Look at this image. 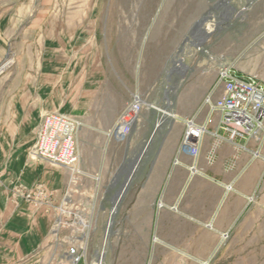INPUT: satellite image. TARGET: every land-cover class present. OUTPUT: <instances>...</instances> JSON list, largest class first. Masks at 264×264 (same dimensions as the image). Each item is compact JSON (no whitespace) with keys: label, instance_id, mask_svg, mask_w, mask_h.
<instances>
[{"label":"crops","instance_id":"crops-1","mask_svg":"<svg viewBox=\"0 0 264 264\" xmlns=\"http://www.w3.org/2000/svg\"><path fill=\"white\" fill-rule=\"evenodd\" d=\"M33 2L0 0V264H68V236L51 232L53 206L65 195L90 225L111 223L121 258L264 264V132L230 140L218 115L207 132H194L190 120L200 124L206 115L203 99L221 92L211 77L196 76L204 84L190 109L157 116L143 105L125 133L114 128L121 101L83 105L74 173L31 157L42 115L57 109L58 62H50L45 89L41 61L38 73L2 63L10 50L34 49ZM18 183L44 184L52 206L16 197Z\"/></svg>","mask_w":264,"mask_h":264},{"label":"rangeland","instance_id":"rangeland-1","mask_svg":"<svg viewBox=\"0 0 264 264\" xmlns=\"http://www.w3.org/2000/svg\"><path fill=\"white\" fill-rule=\"evenodd\" d=\"M33 4L38 24L31 35L34 49L10 50L2 64L9 60V70L19 65L20 71L38 73L41 61L45 89L54 69L50 62L56 59L58 94L53 111L69 115L79 127L83 105L105 96L112 101L115 97L116 104L121 101L125 108L138 95L141 107L152 105L157 116L159 111L188 110L191 96L204 84L196 76L211 77L215 83L223 65L264 85V0H34ZM205 27L211 28L209 34L203 33ZM177 59L186 65L184 71L178 69ZM106 227H88L85 257L78 264L96 263L100 252H104L102 264H183L178 257L121 258L115 250L114 227L108 237ZM61 230L73 235L66 227ZM69 241L67 250L81 243L77 237Z\"/></svg>","mask_w":264,"mask_h":264},{"label":"built area","instance_id":"built-area-1","mask_svg":"<svg viewBox=\"0 0 264 264\" xmlns=\"http://www.w3.org/2000/svg\"><path fill=\"white\" fill-rule=\"evenodd\" d=\"M217 87L221 88L218 97L213 99L209 94L203 99L201 107L207 108L204 121L196 124L190 120V127L198 136L208 131L207 127L213 122L215 115H218L220 127L230 140L264 132V85L253 76L240 75L231 66L223 65L216 73L215 88ZM140 101L138 95L133 96V100L116 121L115 130L120 126L124 133L129 130V125L140 113ZM78 128L79 123L67 114L59 111L44 113L35 131L30 149L31 157L47 161L51 165L64 166L72 173L76 172L79 158L76 145ZM14 195L36 207L52 206V194L42 183L31 187L18 183L14 186ZM53 208L55 218L51 227L52 234L57 235L61 227H66L73 233L70 236L72 239L68 236V240L72 241L76 237L81 240L77 249L70 247L65 253L68 264H78L85 257L90 223L84 219L81 210L69 205L67 195Z\"/></svg>","mask_w":264,"mask_h":264},{"label":"bare ground","instance_id":"bare-ground-1","mask_svg":"<svg viewBox=\"0 0 264 264\" xmlns=\"http://www.w3.org/2000/svg\"><path fill=\"white\" fill-rule=\"evenodd\" d=\"M201 22V21H200ZM199 22V23H200ZM201 24V23H200ZM202 27V26H201ZM203 33L204 34H209L210 32H211V28H209V27H205V28H203ZM204 42V41H203ZM181 58V57H180ZM210 60V59H209ZM175 61V60H174ZM176 62L177 63H179L180 65H179V70H181V71H184L185 69H186V65L182 62V60H180V59H177L176 60ZM178 67V66H177ZM168 115L171 117L172 116V114L171 113H168ZM160 122V121H159ZM158 122V123H159ZM119 197V196H118ZM118 199V198H117ZM117 202V201H116ZM115 205V204H114ZM115 207V206H114ZM108 223V222H107ZM111 223H108V225H107V227H106V237H108V233H109V231H110V229H111ZM103 255H104V252H100L99 254H98V259H97V262L96 263H93V264H102V261H103ZM95 262V261H94Z\"/></svg>","mask_w":264,"mask_h":264},{"label":"water","instance_id":"water-1","mask_svg":"<svg viewBox=\"0 0 264 264\" xmlns=\"http://www.w3.org/2000/svg\"><path fill=\"white\" fill-rule=\"evenodd\" d=\"M113 212V211H112Z\"/></svg>","mask_w":264,"mask_h":264}]
</instances>
